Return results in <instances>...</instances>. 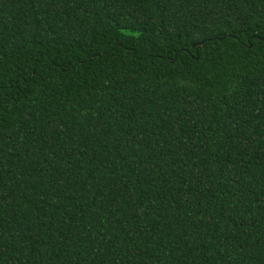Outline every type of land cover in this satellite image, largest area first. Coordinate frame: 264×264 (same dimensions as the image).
Returning <instances> with one entry per match:
<instances>
[{
    "label": "trees",
    "instance_id": "obj_1",
    "mask_svg": "<svg viewBox=\"0 0 264 264\" xmlns=\"http://www.w3.org/2000/svg\"><path fill=\"white\" fill-rule=\"evenodd\" d=\"M0 264H264V0H0Z\"/></svg>",
    "mask_w": 264,
    "mask_h": 264
}]
</instances>
